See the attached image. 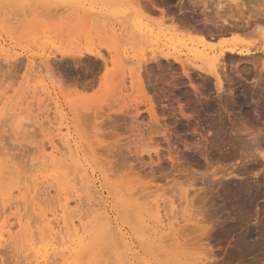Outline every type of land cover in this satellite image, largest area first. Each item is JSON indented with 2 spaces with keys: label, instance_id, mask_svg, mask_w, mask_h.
Here are the masks:
<instances>
[{
  "label": "rangeland",
  "instance_id": "1",
  "mask_svg": "<svg viewBox=\"0 0 264 264\" xmlns=\"http://www.w3.org/2000/svg\"><path fill=\"white\" fill-rule=\"evenodd\" d=\"M257 1L184 0L180 13L151 0H0V233L13 226L0 264H36L32 252L52 241L39 232L43 216L90 213V193L110 224L98 222L72 264H264V81L251 64L264 53L243 57L245 85L233 79L222 99L214 78L164 57L203 49L187 23L218 9L247 15L264 8ZM262 30L243 42L263 48ZM52 145L65 167L47 156ZM50 257L44 264H64Z\"/></svg>",
  "mask_w": 264,
  "mask_h": 264
},
{
  "label": "bare ground",
  "instance_id": "2",
  "mask_svg": "<svg viewBox=\"0 0 264 264\" xmlns=\"http://www.w3.org/2000/svg\"><path fill=\"white\" fill-rule=\"evenodd\" d=\"M180 1V0H179ZM236 1V0H235ZM248 1V0H247ZM257 0H252V2H256ZM258 2V1H257ZM179 4L181 5V3L179 2ZM163 5V4H162ZM242 7V6H241ZM247 7V6H246ZM254 7V6H253ZM253 7H251L252 9H250L249 10V14H247V15H245L244 14V10H243V14L241 15V13L239 12V14H240V16H239V14H238V16H235V15H233L234 14V12H233V14L231 15H227V17L226 18H222L221 16L223 15L222 13H221V11H222V9H218V11L215 13V16H216V18H218V19H216L215 18V21L213 22V20H212V17H215L214 15L212 16V15H206L205 14V16H204V14L202 15V16H204V18L202 17V19L203 20H201V22L199 23V24H192V23H187V25H186V29H188V31H190V32H192V33H195L196 34V36L197 35H199L198 37H199V39H200V41L202 42V44H203V49H201V50H197V48H196V51H198L197 53H194L193 55H192V58H190V57H187V58H184L182 55H176L175 53L174 54H172V55H164V57L165 58H170V57H172V58H174L177 62H179V63H181L182 65H183V67L186 69V68H189V67H193V68H196L197 70H199V71H202V72H205L206 74H207V76L209 75V77L211 78H214V79H212V80H215V86H216V90H218V97L220 98V99H222V96H223V94L224 93H231L232 91H231V89H232V87H230L231 86V84H234V82H233V79H234V81L235 80H237V82H238V85H241L242 87H244V85H245V83L244 82H242V80H245V76L243 75V69H242V65H243V63H242V65L240 66V64H241V62L243 61L242 59H244L245 57H249V56H253V55H257L258 53L257 52H261L262 51V53H264V47L263 48H260L261 46H259V47H251L250 45H248V44H245L243 41L244 40H246L245 38V34L246 35H249L250 34V31H251V33H260V31L262 30V29H264V8H260V7H254V9H253ZM249 8V7H248ZM179 9H182V8H180L179 7ZM173 10V9H172ZM184 10V9H183ZM206 10V9H205ZM240 10H241V8H240ZM245 10H246V8H245ZM171 11V10H170ZM193 11V10H192ZM191 11V12H192ZM220 11V12H219ZM237 11H239V10H237ZM169 12V11H168ZM185 12H187V11H185ZM184 12V13H185ZM206 12V11H205ZM170 13V12H169ZM172 13H173V11H172ZM181 13V12H180ZM184 13H182V14H184ZM202 13H204V11L202 12ZM220 13V14H219ZM245 13H247V12H245ZM168 14V13H167ZM201 14V13H200ZM208 14V13H207ZM167 16V15H166ZM207 16L208 17H210V16H212L211 17V20H208V18H207ZM201 16H199V18H200ZM224 17V16H223ZM175 18V17H174ZM180 18H182V16H180ZM183 18H185V17H183ZM171 19H172V17H171ZM178 19V18H177ZM210 19V18H209ZM186 20V19H185ZM197 20V19H196ZM195 20V21H196ZM178 21V20H177ZM180 21V20H179ZM194 21V20H193ZM194 21V22H195ZM182 22H183V20H182ZM188 22V21H187ZM189 22H191V20L189 21ZM178 24V23H177ZM176 24V25H177ZM183 25V24H182ZM177 27H180L179 25L177 26ZM182 28V27H181ZM179 29V28H178ZM249 30L248 32H244L245 30ZM263 31V30H262ZM261 35H262V32L260 33ZM245 38H244V37ZM244 39V40H243ZM257 43V42H256ZM263 43V42H262ZM209 45V46H208ZM254 46V45H253ZM258 46V45H257ZM260 56H262V54H260V55H258L257 57H256V59H258V60H254V61H252V59H250L251 61H252V63L251 64H253V66L254 67H259V65L261 66V68H260V74H261V77L257 80V79H255L257 82L258 81H264V76H262V74H264V59L262 58V57H260ZM244 57V58H243ZM255 57V56H254ZM253 57V58H254ZM236 58L238 59L239 58V61L237 62V63H235L234 65L232 64L233 63V61H235L236 60ZM151 59V58H150ZM242 60V61H241ZM244 61H246V60H244ZM172 62V61H171ZM248 62H249V59H248ZM259 62H260V64H259ZM229 66H231V67H235V75H236V77L238 76V78H236V77H234L235 75H232L233 73H234V71L233 72H231L230 74H229V72L227 73V71L230 69L229 68ZM166 68H167V66H166ZM229 68V69H228ZM244 68V67H243ZM148 69H150V68H148ZM138 70V69H137ZM147 70V69H146ZM153 70V69H152ZM170 70V69H169ZM244 70H245V68H244ZM186 72H188V71H186ZM154 73V72H153ZM200 73V72H199ZM204 73V74H205ZM244 73H246V71L244 72ZM141 74H142V72H141ZM190 74H188V76H189ZM207 76L205 77V78H207ZM152 77V76H151ZM153 79V78H152ZM157 79V78H156ZM155 79V80H156ZM191 80V79H190ZM193 82H194V80H192ZM203 81V80H202ZM211 82V81H210ZM209 82V83H210ZM214 82V81H213ZM195 83V82H194ZM208 84V83H207ZM237 84V83H236ZM152 85V84H151ZM235 85V84H234ZM197 86H199V85H197ZM196 86V87H197ZM207 86V85H206ZM39 87V86H38ZM42 88L44 87V85L42 84V86H41ZM203 87V86H202ZM208 87V86H207ZM45 88V87H44ZM43 88V89H44ZM210 88V87H209ZM237 88V87H236ZM46 89V88H45ZM44 89V90H45ZM48 90V89H47ZM46 90V91H47ZM208 90V89H207ZM234 90V89H233ZM244 90V89H243ZM46 91H45V93H46ZM206 91V90H205ZM228 91H230V92H228ZM49 92V91H48ZM203 92V91H202ZM205 93V92H204ZM240 93V92H239ZM231 95H233V94H231ZM238 96V95H237ZM228 98V97H227ZM244 98V97H243ZM233 99V98H232ZM196 100V99H195ZM242 100V99H241ZM198 103V102H197ZM214 105V104H213ZM205 106V105H204ZM207 106V105H206ZM208 107V106H207ZM200 108V107H199ZM198 108V109H199ZM210 109V108H209ZM208 109V110H209ZM181 110V109H180ZM212 110V109H211ZM181 113H182V111H180ZM31 123V122H30ZM28 124V123H27ZM26 124V125H27ZM32 125V124H31ZM69 129V128H68ZM61 131V128H60V130H59V132ZM58 132V133H59ZM68 132V131H67ZM56 134V133H55ZM62 135V134H61ZM65 135V134H64ZM63 135V136H64ZM62 136V137H63ZM255 137V136H254ZM63 138H65V137H63ZM240 140H242V139H240ZM62 141H63V139H62ZM243 142H244V144H243ZM260 141H258L257 143H259ZM68 143V142H67ZM242 143V145H244V146H247V145H249V144H247V142L245 143V140L244 141H242L241 142ZM260 144V143H259ZM64 146H65V144H64ZM258 147L256 148L257 150H256V152L258 153V154H260L261 153V155H262V157H263V159H264V154H263V152H261V149L263 148L264 149V147H263V145L261 146V145H257ZM248 147V146H247ZM259 148H260V150H259ZM40 149H42V148H40ZM66 149V148H65ZM67 149H68V147H67ZM244 149H246V148H244ZM251 149V148H250ZM250 149H248V150H250ZM43 150V149H42ZM37 151V150H36ZM263 151V150H262ZM47 152V151H46ZM67 152V151H66ZM248 152H251V151H248ZM253 152H254V150H253ZM252 152V153H253ZM256 152H254L255 153V156L256 157H254V155H253V157L254 158H257V155H256ZM44 153V152H43ZM43 153H41L40 155L42 156V154ZM46 154V153H45ZM44 154V158H47L46 157V155ZM50 154V155H49ZM67 154V153H66ZM66 154H65V151L63 150V149H60V148H58L56 145H52V149H51V151H49L48 152V154H47V156L50 158V161L55 165V166H58V167H65L68 163H69V158L66 156ZM247 155V154H246ZM70 157V156H69ZM253 158V159H254ZM72 159V158H71ZM250 159V158H249ZM248 159V160H249ZM254 160H257V159H254ZM37 161V160H36ZM32 165V164H31ZM35 165V164H34ZM33 165V166H34ZM42 166V165H41ZM258 166V165H257ZM43 167V166H42ZM41 167V168H42ZM72 168V167H71ZM33 169V168H32ZM65 169V168H64ZM34 170V169H33ZM74 171V170H73ZM237 171V170H236ZM31 172V171H30ZM72 174V173H71ZM77 176V175H76ZM75 176V177H76ZM34 177H35V175H34ZM70 178V177H69ZM34 179H36V178H34ZM58 179V178H57ZM72 179V178H71ZM77 179H78V177H77ZM76 178L75 179H72L73 181L74 180H77ZM80 179V178H79ZM71 180V181H72ZM81 181H83L82 179H81ZM44 182H45V180H44ZM37 185V183L35 184V186ZM39 185V184H38ZM84 185V184H83ZM83 185H81V186H83ZM33 187V185H30V187ZM85 186V185H84ZM39 187V186H38ZM86 187V186H85ZM84 187V188H85ZM76 189H77V187H75ZM74 188V189H75ZM81 188V187H80ZM96 188V187H95ZM34 189V188H33ZM48 189V188H47ZM46 189V190H47ZM75 189V190H76ZM88 189V188H87ZM87 189H85V190H87ZM242 189L243 188H241V191H242ZM37 190V188L35 189V191ZM77 190H79V189H77ZM81 190H83L82 188H81ZM84 190V191H85ZM89 190H91V188L89 189ZM32 192H33V190H31ZM38 191H39V189H38ZM40 192V191H39ZM70 192V191H69ZM71 192H72V190H71ZM70 192V193H71ZM79 192V191H78ZM80 192H82V191H80ZM86 192V191H85ZM185 192V191H184ZM188 192V190L186 191V193ZM240 192V191H239ZM252 192V191H251ZM38 193V192H37ZM37 193H36V195H37ZM76 193V192H75ZM250 192H248V191H245L244 192V190H243V192L241 193V194H243L242 195V197H241V195H240V198H242L243 200H245L246 202H248V201H251V199H250V197H252V194H249ZM254 193V192H253ZM65 194L67 195L68 194V192L66 193L65 192ZM185 194V193H184ZM27 195H29V194H27ZM69 195V194H68ZM87 195H89V196H87V197H89L90 198V200L92 201V199L91 198H94L93 200V202L94 203H92L90 200H88V201H90L91 203H92V205H96V207L94 208V210L92 211V212H90V213H88L87 211L85 212L84 210H81V211H79V216L77 217V218H75V217H65V214H64V217H62V220H57V218H55V219H53V217H52V220L51 219H46V221H45V218H47L46 216H43V220H42V224H44V226H43V229L42 230H40V227H38L39 228V232L40 233H43V232H46V234L48 235L47 236V238H48V240L49 241H51V243L49 244L48 242V244L50 245V246H45V248H42V250L40 249V250H35V252L33 253L32 252V257H34L35 258V262H36V264H44V263H46L47 262V260H49V258H51V260H52V257H50V254H53L54 256L56 255L57 257H61V261H63V263L64 264H72L71 263V261H69V259H70V257H72L74 254H76V253H79L80 252V250H82L83 248L85 249H87L88 247L90 248L91 246H93V244H94V242L95 241H97L96 239H95V236H93V232L95 231V230H97L98 228H100V226H99V224L100 223H98V222H101V221H106V224H110V215L107 213V212H105V210H104V212H102V211H99V210H102L103 209V206H102V204H101V202L100 201H98L97 199H100V197L99 198H95V196H93L91 193L90 194H87ZM95 195V194H94ZM38 196V195H37ZM65 196V195H64ZM71 196V195H70ZM79 196H81V195H79ZM186 196V195H185ZM189 196V195H188ZM35 197V196H34ZM42 197V196H41ZM78 197V196H77ZM96 197H98V196H96ZM36 198H39V197H36ZM53 198V197H52ZM80 198H82V197H80ZM253 198V197H252ZM59 199V198H58ZM70 199V198H69ZM67 200L66 202H64L65 204L64 205H62L61 206V209L63 210L62 212H64V213H68V211H69V207H70V205L69 204H71V202H69L70 200ZM79 199V198H78ZM83 199V198H82ZM185 199V198H184ZM255 199V198H254ZM31 200V199H30ZM65 200V199H64ZM64 200H62V201H64ZM39 201V200H38ZM46 201V200H45ZM49 201V200H48ZM77 201H79V200H77ZM83 201H84V199H83ZM159 201V200H158ZM184 201H187V203H188V199L186 198V200H184ZM40 202V201H39ZM47 202V201H46ZM11 203V202H10ZM22 203H24V202H22ZM84 203V202H83ZM160 203V202H159ZM170 203H172L173 204V202L171 201ZM244 203V202H243ZM249 203V202H248ZM25 204V203H24ZM45 204V203H44ZM158 204V203H157ZM167 204V203H166ZM37 205V204H36ZM35 205V206H36ZM77 205H78V202H77ZM76 205V206H77ZM86 205V204H85ZM84 205V206H85ZM184 205H185V203H184ZM246 205V204H245ZM10 206V205H9ZM29 206V205H28ZM45 206V205H44ZM51 206V205H50ZM54 206H55V204H54ZM81 206V205H80ZM87 206V205H86ZM155 206H156V203H155ZM159 208H158V214H160L161 215V212H162V210H161V208H162V206L160 205V204H158L157 205ZM163 206H164V204H163ZM168 206V204L166 205V206H164V210H166L165 209V207H167ZM244 206V205H243ZM32 207V206H31ZM91 207V206H90ZM104 207H105V205H104ZM174 207V206H173ZM9 208V207H8ZM39 208V207H38ZM46 208V207H45ZM71 208V207H70ZM79 208V207H78ZM82 208V207H81ZM86 208V207H85ZM53 209V208H52ZM163 209V208H162ZM167 209H168V207H167ZM6 210H8V209H6ZM5 210V211H6ZM36 210H37V208H36ZM50 210H51V208H50ZM71 210V209H70ZM89 210V209H88ZM39 212H40V210H38ZM48 211V210H47ZM91 211V210H90ZM97 211H99V215H97L96 213H97ZM167 211V210H166ZM10 212V211H9ZM51 212V211H50ZM3 213V212H2ZM8 213V212H7ZM17 213V212H16ZM56 214V213H55ZM15 215H17V214H15ZM22 215V214H21ZM29 215H31V214H29ZM58 215V214H57ZM33 216H34V214H33ZM91 216H93V218L89 221H85V219L86 218H89V217H91ZM97 216H99L100 218H97ZM26 217V216H25ZM45 217V218H44ZM159 218H160V216H159ZM29 220V219H28ZM94 220H98L97 222H96V224L97 225H95V221ZM160 220H162L161 218H160ZM17 221H18V223L17 224H19V226L21 227H24V225H22L23 223H22V216L20 217L19 216V218H17ZM36 221V220H35ZM46 222V223H45ZM86 222H88V223H86ZM7 223V222H6ZM5 223V224H6ZM105 224V223H104ZM88 225H91V228H88ZM102 226V225H101ZM104 226H106V225H104ZM262 226H263V224H262ZM5 228H6V230H5V232L4 231H2L1 233H0V238L1 239H3L2 237H6L5 235H12V233H11V231H12V228H13V226H12V223L11 224H6V226H5ZM28 233L30 234L31 233V235H33L32 233H33V231H31V228L29 227V225H28ZM26 228V226H25V229H27ZM36 228V227H35ZM107 229V228H106ZM106 229H105V231L103 230V232H107V231H109V229L106 231ZM33 230V229H32ZM36 232V231H35ZM38 232V231H37ZM148 233H150V231L148 232ZM153 233V232H152ZM38 234V233H37ZM102 234H104V233H102ZM101 234V235H102ZM109 234V233H108ZM104 235H106V234H104ZM103 235V236H104ZM110 235V234H109ZM108 235V236H109ZM27 236V235H26ZM99 236V235H98ZM44 237V236H43ZM97 238V237H96ZM107 238V237H106ZM0 239V240H1ZM99 240L100 239H102L101 237H99L98 238ZM104 239V238H103ZM102 239V240H103ZM44 240V239H43ZM42 240V241H43ZM101 240V241H102ZM104 240H106V242H107V244H109L108 243V241H107V239H104ZM108 240H110V238L108 239ZM246 241V240H245ZM10 242H12L13 243V241H10ZM105 242V243H106ZM30 243V242H29ZM37 243V242H36ZM102 243V242H101ZM100 243V244H101ZM99 244V243H98ZM103 244V243H102ZM11 245V244H10ZM38 245H39V242H38ZM96 245V244H95ZM34 245H33V243H30V244H27V246H26V250L27 249H31V250H33L34 248H35V246L33 247ZM39 249V248H38ZM56 257V258H57ZM59 258H57V259H59ZM73 259V258H72ZM56 260V259H55ZM57 261V260H56ZM52 263V262H51ZM83 264V263H82Z\"/></svg>",
  "mask_w": 264,
  "mask_h": 264
},
{
  "label": "flooded vegetation",
  "instance_id": "3",
  "mask_svg": "<svg viewBox=\"0 0 264 264\" xmlns=\"http://www.w3.org/2000/svg\"><path fill=\"white\" fill-rule=\"evenodd\" d=\"M151 1L154 2V6L157 10H160V8H162V7L169 9V10L176 9V8L179 9L178 3L184 2V0H180V1L179 0H151ZM181 11H188L189 12L190 10L189 9H185V10L179 9V12H181Z\"/></svg>",
  "mask_w": 264,
  "mask_h": 264
}]
</instances>
